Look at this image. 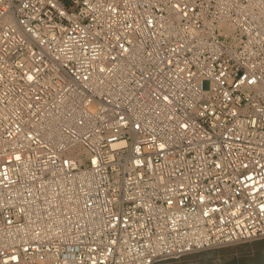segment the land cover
<instances>
[{
    "label": "built area",
    "instance_id": "obj_1",
    "mask_svg": "<svg viewBox=\"0 0 264 264\" xmlns=\"http://www.w3.org/2000/svg\"><path fill=\"white\" fill-rule=\"evenodd\" d=\"M263 238L264 0H0V264Z\"/></svg>",
    "mask_w": 264,
    "mask_h": 264
},
{
    "label": "rangeland",
    "instance_id": "obj_2",
    "mask_svg": "<svg viewBox=\"0 0 264 264\" xmlns=\"http://www.w3.org/2000/svg\"><path fill=\"white\" fill-rule=\"evenodd\" d=\"M254 241H256V240H254ZM251 242L242 243V244H238V245H234V246L221 247V248H218V249H212V250H221V249L226 250V249H229V250H233V251H229L228 250L229 252H225V253H220V252L215 253V254L213 253L212 255H210V257H211L212 260L216 261L219 264H223V263H225V261L238 264V261H239L240 257H248V256L254 257L256 255L257 251L259 250V249L256 250L254 248L248 249L245 252L236 250L237 246L243 245V244H249ZM210 251H211V249H210ZM232 253H234V254H232ZM189 256H191V255H189ZM189 256H185V257H183V258H181L179 260H176L174 263L175 264H201V262L203 260H206V259L202 260L200 258L186 260ZM167 264H169V263H167Z\"/></svg>",
    "mask_w": 264,
    "mask_h": 264
},
{
    "label": "water",
    "instance_id": "obj_3",
    "mask_svg": "<svg viewBox=\"0 0 264 264\" xmlns=\"http://www.w3.org/2000/svg\"><path fill=\"white\" fill-rule=\"evenodd\" d=\"M262 245V244H261ZM243 252L247 251V250H242ZM213 251H205L204 253L201 252V255L198 256L200 257V259H206V260H203L201 262V264H218L216 261L212 260L211 257L209 255H212ZM170 264H175L173 263H170ZM223 264H235V263H231V262H225ZM238 264H264V245L257 251L256 255L254 257H240L239 258V261H238Z\"/></svg>",
    "mask_w": 264,
    "mask_h": 264
},
{
    "label": "bare ground",
    "instance_id": "obj_4",
    "mask_svg": "<svg viewBox=\"0 0 264 264\" xmlns=\"http://www.w3.org/2000/svg\"><path fill=\"white\" fill-rule=\"evenodd\" d=\"M242 244V243H241ZM262 244V245H261ZM234 245H238V244H233V245H228V246H234ZM264 245V238L263 239H259V240H256V241H252L251 243H249V244H243V245H239V246H237V248H236V250L237 251H242V250H248V249H251V248H254V249H260L262 246ZM224 247V246H223ZM226 247V246H225ZM218 248H221V247H216V248H212V249H218ZM211 249V251H213L212 253H218V252H220V253H225V252H229V251H233V250H229V249H226V250H224V249H221V250H212ZM229 250V251H228ZM235 250V249H234ZM205 251H208V250H203V251H201V252H205ZM209 251H210V249H209ZM201 252H198V253H195V254H191V256H189L186 260H189V259H196V258H200V257H198V256H200L201 255ZM205 254V253H204ZM232 254H234V253H232ZM210 256V255H209ZM231 259V258H230ZM185 260V261H186ZM225 260V259H224ZM198 261V260H197ZM231 261V260H230ZM175 261H173V263H174ZM226 262V261H225ZM167 263H172V261H167V262H163V263H161V264H167ZM197 263V262H196ZM219 264V263H218Z\"/></svg>",
    "mask_w": 264,
    "mask_h": 264
}]
</instances>
